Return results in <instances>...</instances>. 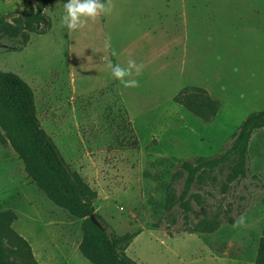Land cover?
I'll return each instance as SVG.
<instances>
[{
  "label": "rangeland",
  "instance_id": "rangeland-1",
  "mask_svg": "<svg viewBox=\"0 0 264 264\" xmlns=\"http://www.w3.org/2000/svg\"><path fill=\"white\" fill-rule=\"evenodd\" d=\"M36 1L0 0V18ZM63 4L45 11L44 35L0 52V71L33 91L41 128L96 192L103 227L140 232L125 251L137 264H253L264 236V130L251 135L240 183H227L230 157L204 168L186 196L189 211L176 199L182 164L221 157L246 117L264 110V0H110V14L75 31L60 23ZM129 59L143 64L126 77L137 88L123 87L107 67ZM193 87L218 102L211 122L174 101ZM0 163L16 172L0 184V212L16 215L11 227L38 264H89L78 252L82 221L36 189L10 147L0 145ZM202 222L218 228L186 231Z\"/></svg>",
  "mask_w": 264,
  "mask_h": 264
},
{
  "label": "trees",
  "instance_id": "trees-1",
  "mask_svg": "<svg viewBox=\"0 0 264 264\" xmlns=\"http://www.w3.org/2000/svg\"><path fill=\"white\" fill-rule=\"evenodd\" d=\"M57 2L66 3L67 0H37L26 12L2 16L0 52H19L29 43L32 35H44L51 26L45 11ZM174 101L204 122H211L220 109L218 102L201 88L184 89ZM258 130H264V110L252 112L246 117L221 157L182 164L180 169L186 174V179L176 202L184 212L189 211L186 199L189 189L201 178L208 165L216 166L233 157L234 164L227 175V183L238 184L245 179L250 138ZM0 145L13 150L23 165L26 177L48 201L70 217L82 221L78 252L89 264H137L126 256L125 251L140 232L122 236L107 232L93 206L96 192L70 170L52 139L41 128L33 91L17 75L1 71ZM92 215L99 222V227L91 222ZM184 218V226L188 228L187 217ZM15 220L16 215L12 211L0 212V264H38L28 242L12 229ZM217 228V223L202 222L186 231L189 234H209ZM253 264H264V236L258 240Z\"/></svg>",
  "mask_w": 264,
  "mask_h": 264
},
{
  "label": "clouds",
  "instance_id": "clouds-1",
  "mask_svg": "<svg viewBox=\"0 0 264 264\" xmlns=\"http://www.w3.org/2000/svg\"><path fill=\"white\" fill-rule=\"evenodd\" d=\"M110 0L101 2V0H67L63 4V14L60 16V23L69 31H75L88 21H95L101 14L108 15L112 9L109 6ZM107 46V45H106ZM107 67L111 70V76L125 88H137L139 82L136 79H126L135 72L140 75L143 64H138L134 60L127 61V67L120 64H113L111 61L107 63Z\"/></svg>",
  "mask_w": 264,
  "mask_h": 264
},
{
  "label": "crops",
  "instance_id": "crops-1",
  "mask_svg": "<svg viewBox=\"0 0 264 264\" xmlns=\"http://www.w3.org/2000/svg\"><path fill=\"white\" fill-rule=\"evenodd\" d=\"M21 173L26 175L23 168ZM15 177H16V172L13 170L12 167L8 166L7 164L0 163V184H2V181L5 180L13 181ZM34 258L35 260H38L36 256H34Z\"/></svg>",
  "mask_w": 264,
  "mask_h": 264
},
{
  "label": "water",
  "instance_id": "water-1",
  "mask_svg": "<svg viewBox=\"0 0 264 264\" xmlns=\"http://www.w3.org/2000/svg\"><path fill=\"white\" fill-rule=\"evenodd\" d=\"M90 220H91V222H92L94 225H96L97 227L100 226L99 222L95 219V217H94L93 215L90 217Z\"/></svg>",
  "mask_w": 264,
  "mask_h": 264
}]
</instances>
